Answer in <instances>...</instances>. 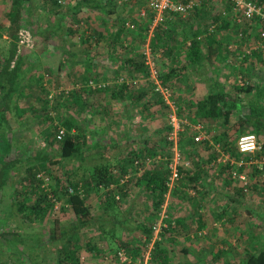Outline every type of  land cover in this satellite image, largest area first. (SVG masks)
I'll use <instances>...</instances> for the list:
<instances>
[{"label":"rangeland","instance_id":"1","mask_svg":"<svg viewBox=\"0 0 264 264\" xmlns=\"http://www.w3.org/2000/svg\"><path fill=\"white\" fill-rule=\"evenodd\" d=\"M72 1L68 2L69 6H71ZM42 2V0H37V3L42 6H38L36 9V14L40 17L39 20L37 19L39 21L37 31L44 26L48 12L51 11L50 13L53 14L52 11L58 10L56 6L49 4L44 7ZM194 2V10L186 18H179L178 21L175 17L171 21L172 23L167 22L164 28L171 31L176 24L175 31L170 37H166V41L163 40L156 50L151 48L154 32L150 33L149 30L148 32L146 30L140 31L141 28L144 29L141 23L138 24L140 26L134 23V30L127 28L132 23L128 18L132 17L136 20L141 3H119L116 8V12L125 17H127L126 12L129 14L130 9H134L129 14L130 17L126 18L124 24L127 40L121 42L122 48L117 45L114 49V55L118 61L122 62L131 58L134 50L136 53L134 57L141 56L144 61H150L154 64V68L158 72L163 71L167 67L165 63L172 61V57L167 58L165 56V48L170 45H177L181 42V37L186 34H190L191 37L198 30L197 39L200 41V52L204 62L202 63L203 68L201 65L196 64L187 66L183 51L177 49L179 57L174 58V61L180 62L177 66L180 69L178 73L180 81L173 88L171 87L172 92L170 93L171 97L174 96V103L182 109L177 111V108L172 106L174 112L176 115L178 114L177 117L180 120L186 121L187 125L184 126L183 133L179 135V142L177 143V149L181 156L177 168L181 178L168 188L159 213H156L148 192L141 189L140 185L138 186L137 180L147 171L153 170L151 168L154 167V163H163L167 169V165L173 157L174 145L167 140L171 131L167 134L168 137L165 136L166 129L170 127L169 124L171 123L169 117L171 109L166 105L158 104L155 102V97L150 95L147 98L150 103L147 110L142 112L141 109V104L147 103V100L141 103L137 110L135 107L129 110V114H132V116L135 114V116L132 118L133 122L128 124V119H126L128 115L124 114L119 103L111 102L109 90H106V94L102 96V106L96 104L98 102L97 98L89 101L93 103L91 104L92 109L83 118H88L89 124H93V129L100 133L96 142L100 141L102 145H105V140H107V144H110L111 140L114 139L115 142L120 143V150L115 148L113 153L114 155L119 153V158H123L122 168L125 172L121 171L122 168L118 166V163L116 164L117 159L112 161L111 167L115 171L117 181L110 185L109 190L119 201L120 213L115 221L118 220L121 225L115 224L116 222L109 216L108 220L115 225L113 235L110 232L112 228L110 223H105V234L96 228L81 233L78 239L79 249L78 251L76 248L74 250V252L77 251L76 256L79 258V264H124L121 262L129 264L131 261L136 264L139 261H149L155 243H158L161 249L168 254L170 264H195V258L191 254H185L182 251L183 249L194 254L205 255L207 264H237L243 261L244 256L250 251L251 247L257 246L264 239V221L262 220V217H264V165L260 164L264 152L260 157L252 160L246 157H242L239 161L235 160L230 153L226 152L225 148V144L230 142L234 143L236 147L239 137L243 135L233 128L234 121H231L228 127H223L221 124L195 120L194 110H191L190 107L195 105L197 99L204 95L209 88V84L206 87L205 83L211 81V78L207 79V77L210 76L209 71L212 67L211 63L205 61H209L207 58L210 57V51L214 52L212 45L211 47L209 45L211 37L215 42L222 43L219 48L220 57L217 60L210 58V61L214 64L217 63V65H219L218 61H220V64L223 61L224 68L220 67L219 83L226 91L230 94L234 93L233 86L238 84L240 77L242 82L246 84L251 82L264 84V44L262 49L254 52L257 45L261 44L258 37L262 26L256 21L253 22L251 27H248V24L244 21L238 23L240 18L234 15L230 3L226 0H194ZM0 3L3 4L2 9H4L8 2L7 0H0ZM261 4L264 5V1ZM66 5L60 7H66ZM36 7L35 5L34 8ZM84 13H87L89 19L97 23H99L98 18L103 19L96 11ZM0 16L1 19L5 18V15L0 14ZM63 16L67 27L79 20V18H74L76 19L74 20L65 14ZM83 16L80 15V18ZM137 19L139 21V18ZM140 22L144 23L143 21ZM169 23L170 25H168ZM108 28L110 33L113 34L118 26L112 24ZM241 32L243 37L239 39L238 34ZM33 36L35 50L29 59L35 65L32 69H38V66L41 67L44 61H47L44 64H51L55 66L56 70L58 69L57 61L61 56H65L69 48L73 53L77 52L75 64H66L65 69L54 71L49 76H40V78L38 77L30 83L31 86L36 84L38 89H42V85H46L44 86L47 89L45 93L50 97L47 98L56 102L58 93L65 91V89L76 88L75 81H79L83 74L84 69L80 66V61L84 56L83 44H80L81 37L76 36L70 43L68 41L65 51L63 47L61 48V40L59 39L54 40L51 38L44 41L43 37V40H41L39 37ZM105 37L107 36L105 35ZM107 42L110 41L107 40ZM230 47L232 49L237 48L232 50ZM44 49L47 51L45 52ZM107 50L105 43L98 45V56L101 58L99 59L100 62L94 66L95 71L93 73L90 71L92 77H112L113 71H116V69L109 70L107 67V59L105 56L103 57ZM247 50L250 51L251 55L249 59L242 61L241 55ZM253 53L256 54L253 55ZM184 66H186V69H184ZM237 67L240 68L237 69ZM124 70L126 71V67ZM125 71L124 74H126ZM126 77L128 78L127 82H131L129 79L132 77L128 75ZM132 80L137 82L139 87H141V84L145 89L150 87V79L148 78L146 81L142 74ZM201 80H204V82ZM99 82L101 81L96 80V83ZM105 85L108 84L105 83ZM84 89H86V86H84ZM195 90L197 91L195 92ZM86 98L85 95L84 99ZM32 99L35 102L33 95ZM247 99L244 94H239V101L242 105L239 106L238 112L241 116L247 114V108L244 106ZM169 101L172 104L173 99L169 98ZM49 110L51 109L48 108L47 113H50ZM51 112L54 117L52 110ZM55 114V124L60 123L59 121L67 117L72 119L79 117L81 119V113H76L74 110L68 111L58 108ZM78 123L80 128L83 127L82 122ZM127 124L129 132L124 135L127 131ZM197 125L202 127L201 131L205 137V140L200 144H194L193 142V138L197 135ZM2 127L3 121L0 118V129ZM3 133L6 139L14 140L15 150L13 154L8 155L9 162L16 159L26 161L29 154L30 156L35 154L42 147L44 138H41V136H44L46 130L35 123L28 127V133L22 138L18 131H3ZM141 152L146 154L145 159H150L148 163L136 158V153ZM130 161L134 162L130 164ZM25 169V165L21 163V165L16 164L11 170V173H13L11 176L15 178L14 182L18 186V192L15 193H20V196H25L24 193L19 192L20 190L23 191L24 188L26 189V182L22 181L25 177ZM40 173L43 174L44 172L41 171ZM46 174L45 177L49 178V186V184H52L50 177L62 176V171L58 167H50ZM195 175L198 176V179L192 181ZM81 177L82 175H79V178ZM6 185L12 187L9 183ZM7 186L2 189L3 194L2 191L0 192V233L16 232L24 238L28 235L39 234L44 227L42 228L35 223L30 225L20 224L19 221L4 223L3 217L6 216L4 214L9 211L8 207L4 208L5 201H7V195L4 196V194L10 191ZM45 190L50 193V187ZM106 191L108 192V190L102 189L100 192L90 191L87 194V206L92 212H96L99 205L105 201ZM236 195L239 196V201L238 204H233L228 196L236 197ZM27 199L32 202L36 200V195H32L31 198ZM57 203V207L59 205L64 206L63 200H58ZM56 211L57 209H54V213H51V222H46V225H51L54 219L64 222L72 219L68 209H66L63 219H61L62 213ZM148 217H150V220H146ZM17 219L20 220L21 218L17 216ZM50 225L47 228H50ZM144 226L151 228L150 238L142 233L141 230ZM199 226L202 229H198ZM120 244H125L127 248L123 249L119 246ZM15 245L14 242L13 246L4 242L0 243V264H57L55 253L52 251L53 246L47 241L40 243L32 252L21 248L20 252L23 254L17 252ZM88 246L93 250L90 251L87 248ZM217 250L223 252L222 257H213V253L215 254ZM121 251L125 254L124 261L117 256V253Z\"/></svg>","mask_w":264,"mask_h":264},{"label":"trees","instance_id":"2","mask_svg":"<svg viewBox=\"0 0 264 264\" xmlns=\"http://www.w3.org/2000/svg\"><path fill=\"white\" fill-rule=\"evenodd\" d=\"M8 1L10 9L7 14V19L10 26L8 27L7 33L13 40L11 41L8 51L5 52V54H0V61H3L2 63L0 62V107L3 109L0 113V118L3 122H5L6 115L13 105L16 96H19L20 72L23 61H29L30 56L35 50V48L29 50L25 47L18 46L17 39L20 30H29L41 40L45 39L44 41H48L51 38L54 40L59 39L61 40V48L63 47L64 50L68 41V43H70L76 36L81 37L80 44H83L84 56L80 61V66H82L84 70L81 79L75 81L76 88L70 90L65 89V91L58 93L59 95L56 102L47 98V93H45L47 89L42 85L44 95H42L43 98L39 100V104L42 106L40 112H44V110L48 108L56 112L58 108L60 110H74L76 113H81V119L79 117L75 119L67 117L59 121L60 123L57 122V124H54L53 120H50V127L45 129L46 133L42 136L46 142L41 150L32 154L26 161L18 159L10 162L6 161L5 157L14 149V145H12L10 138L5 139L3 132L0 134V143H2L3 151V153L0 154V189L2 190L7 186V183L12 185V187L7 186L10 188V191H7L6 195L11 203L7 215L13 222L19 221L20 224L23 225L35 223L42 228L44 227L39 234L28 235L25 238L21 237L19 233L16 232L0 233V243L2 244V242H4L13 246L14 242L17 252L23 254L20 252L21 248L32 252L35 251L34 249H36L40 243L47 241V243L53 246L52 251L55 253L57 264H79V258L76 254L79 249L78 239L81 233L96 228L101 233L105 234V223H110L112 225L110 232L113 235L115 233V225L112 224V221L108 220L109 216L116 222L115 224L121 225L118 220L115 221V219H118L120 213L118 206L119 201L112 195V191L109 190L110 185L117 181L115 178V171H113V167H111L112 161L117 159L115 161L116 164L118 163V166L121 168L123 167V158H119V153L115 155L113 153V149L115 148L120 150V143L115 142L114 139L111 140L110 144H107V140H105V145H102L100 141L96 142L100 133L93 129V124H89L88 118H83L86 116V113L90 112L92 109L91 104L93 103L89 101H93L97 98L98 102L96 104L102 106V96L106 94V90H109L111 102L116 104L119 103L124 114L128 115L126 117V119H128V124L133 122L132 118L135 116V114L133 116L129 114V110L133 109V107L137 110L139 105L145 100H147V103L141 104V109L142 112L147 110V107L150 106L147 98L150 97V95L155 97V102L163 106L165 105L161 96L153 92L151 81V84L149 83L150 87L145 89L143 84L139 87L137 82H133L132 80L138 78L139 74H142L146 78V81L148 79L149 71L141 56L134 57L136 53L133 50L131 58L120 62L114 55L115 47L119 45L120 48H122L121 42L127 40V35L124 32V29H126L124 24L126 23V18L130 17L129 14L134 11L133 8L130 9L131 12L129 11V14L126 12L127 17H125L118 14L116 8L119 3H139L140 0H73L71 2L72 4L69 3L71 6L68 5L70 0H67L66 7L57 6L56 2L53 0H42L44 7L46 4H49L54 7L56 6L58 10L55 11V14L46 17L44 26L39 31H37V27L39 26L38 20L40 17L36 14V9L38 6H42L37 3V0ZM263 1L264 0H260V3ZM35 5L37 6L36 8H34ZM87 11H96L103 19L98 18L99 23H97L89 19L90 17H88L87 13H84ZM64 14L73 19L79 18V20L74 19L76 20L75 24L67 27L64 21ZM80 15L84 16L80 18ZM148 16L150 17L151 15L148 14ZM179 18L182 19L181 17H176L178 21ZM128 19L131 20L132 23L130 24L132 25L134 23L137 25L141 23L144 29L141 28L140 31L146 30V32H148V24L146 21L142 23L138 21L137 18L136 20L132 17ZM254 21L260 23L262 26L260 34L263 33L264 24H262L258 18L254 19L253 22ZM112 24L116 25V27L118 26L113 34L108 30V27ZM168 25H170V23ZM175 27L176 24L172 27L171 31L164 27L156 28L152 37L151 48L153 50L158 49L161 42H163V40L166 41L165 38L170 37L175 31ZM34 29L35 31H33ZM198 34V30L191 37L190 34H186L180 38L181 42L177 43V45L167 46L164 50L165 56L167 58L172 57V61L165 63L167 67L163 71L158 72V76L161 84L165 88H168L170 92H172L171 87L173 88L174 85L180 81V75L178 74L180 69L177 68L180 62L174 61V58L179 57L180 50L183 51V55L187 60V66L196 64L198 66L201 65L203 68L202 63L204 61L200 52V41L197 39ZM105 35L107 37H105ZM258 39L261 41V44L254 52L263 48L264 39H261L260 35ZM107 40L111 43H106ZM102 43H105L108 49L103 55V57L105 56L107 59V67L109 70L116 69V71H113L112 77L94 78L90 71L93 73V71H95L94 66L100 62L99 59L101 57L98 56V45ZM221 44L222 43L215 42L211 37L209 45L210 47L212 45L214 52L210 51V57L207 59L211 63V67H213L211 70L213 79L210 82L211 86L209 91L197 99L195 105L190 106L191 110H194L193 116L195 120L221 124L223 127H228L230 122L234 121L233 128L237 129L240 134L255 135L258 143L261 145V151L255 158L260 157L264 152V84L251 82L243 87H239V85L236 84L233 86L234 93L230 94L226 91L218 81V68H224L223 61L221 64L220 61H218L220 67H217L219 66L217 63L214 64L210 61V58L217 60L218 57H220L219 48ZM152 49L150 50L152 51ZM177 49L179 51H177ZM44 51L46 52L47 50L44 49ZM76 54L77 52L73 53L69 48L65 56H61L59 61H57L58 69L56 70L55 66L51 64L45 65L44 63L47 61H44L41 65V70H39L37 76L35 75L32 80L38 79L40 76H49L54 71L65 69L66 64H75L74 61L77 59ZM254 54L256 53H253V55ZM250 55H246L242 61L249 59ZM169 65L170 67H168ZM240 66L243 68L242 65ZM125 67L126 71L124 70ZM239 68L240 67H237V69ZM184 69H186V66H184ZM124 71L128 76L132 77L129 79L131 82H127L128 78L126 77L127 75L124 74ZM96 80H100L101 82L96 83ZM105 83L108 85L106 86ZM84 86H86V89H84ZM240 93L248 98L246 100V105H244L247 108V114L243 116L238 112L239 106L242 105L239 101ZM85 95L87 97L86 99H84ZM171 98L173 102H175L174 96ZM61 99L62 102L60 103ZM175 107L177 111L182 110L180 106L176 104ZM78 122H82L83 127L80 128ZM128 124L126 125L127 131L124 135H127L129 132ZM59 130L64 131V137L60 142L56 140ZM170 131L171 128L168 127L165 136L168 137L167 134ZM225 146L226 152L230 153L235 160L239 161L244 157L240 155L234 143L230 142L225 144ZM136 155V158L143 162L145 161V157H147L144 152L139 154L136 153ZM133 162L134 161H130V164ZM21 163L26 167L24 171L25 177L24 179L22 178V181L26 182V189L24 188L23 191L20 190L19 192L24 193L25 196H20V193H15L18 192V186L14 182L15 178L11 176V174H13L11 170L14 166L16 164L21 165ZM153 165L154 167L151 168L153 170L147 171L137 180V183L138 186L140 185L141 189L148 192L149 197L153 201L154 210L156 213H159L161 205L164 202V197L168 191L166 184L169 178V171L163 163H154ZM50 167H58L61 169L62 176H53L52 178L49 175L50 181L52 182V184L48 186V188L50 187L49 193L41 188L43 183L42 180L37 178V175L41 171L47 175V170ZM121 171L123 172L124 169L122 168ZM79 175H82V177L79 178ZM193 178L194 180L192 179V181H195L198 179V176L195 175ZM10 179L12 181H9ZM102 189L108 190V192L106 191L107 197L105 201L99 205L96 212H92L87 206L86 196L90 191L100 192ZM6 195L4 194V196ZM32 195H36V200L30 202L27 198H31ZM228 198L231 203L238 204L239 196H228ZM56 200L64 201L65 207H61L62 205L57 207V211L62 213L61 219H63L66 209L70 211L72 219L65 222L54 219L51 225H46V222H51L50 215L52 212L54 213V206L55 203H57ZM17 216L21 219H13L15 217L17 218ZM146 220H150V217ZM262 220L264 221V217H262ZM49 225L51 227L47 228ZM198 229H202V227L199 226ZM141 231L147 238L151 237V228L144 226ZM119 246L123 249L127 248L125 244H120ZM75 248L77 249L76 252H74V250H76ZM87 248L90 251L93 250L90 246ZM182 251L185 254H191L195 258V264H207L205 255L194 254L185 249ZM222 255L223 252L221 250H217L215 254L213 253V257L215 258L218 256L220 258ZM150 262L151 264H170L168 254L161 249L158 243H155V246L153 245L150 254ZM121 263L127 264L125 262ZM129 264L135 263L131 261ZM237 264H264V239L261 243H258L257 246L251 247L250 251L244 256L243 261Z\"/></svg>","mask_w":264,"mask_h":264},{"label":"built area","instance_id":"3","mask_svg":"<svg viewBox=\"0 0 264 264\" xmlns=\"http://www.w3.org/2000/svg\"><path fill=\"white\" fill-rule=\"evenodd\" d=\"M56 2L57 6H64L67 0H53ZM230 3V7L235 16L239 17L238 23L244 21L248 24V27L252 25L254 19L258 18L262 24H264V5L260 3V0H226ZM141 8H139L137 18L139 21H146L148 24V30L150 33H153L156 28L164 27L167 21L173 20L174 17H181L186 18L190 13L193 12L195 7L194 0H140ZM148 14L151 16L149 17ZM131 28L132 30L135 29L134 25H129L127 28ZM239 39L243 37V33L238 34ZM260 38L264 39V32L260 34ZM17 43L19 47H25L29 50L34 48V38L32 33L29 30H20L18 33ZM260 45H257L256 49ZM237 48V47H236ZM236 48L230 49L236 50ZM246 55H250V51H245L241 58L242 60L245 58ZM145 65L148 68L149 81L152 82L153 92L158 93L163 102L167 107L171 109L170 112V128L171 133L167 140L174 145L173 148V157L171 161L167 165V170L169 171V178L166 186L170 188L172 184L178 181L181 178V174L177 168L178 163L180 162L181 156L177 149V143L179 142V135L183 133L184 126L187 125L186 121L180 120L176 113L174 112L175 106L174 102L169 101L171 99V93L168 88H165L161 81L159 80L158 71L154 68V64L150 61H145ZM244 81V80H243ZM239 87H243L246 85L245 82H242L241 77L238 81ZM100 87V86H98ZM198 126V125H197ZM197 135L193 138L194 144H200L205 140L204 133H202V127H196ZM64 137V131L59 130L57 133L56 140L58 142L62 141ZM236 148L240 155L247 157L249 160L255 158V156L261 151V145L258 143L255 135L253 134H244L239 137ZM147 163L150 159H145ZM138 165V162H136ZM260 164L264 165V157H261ZM139 166V165H138ZM44 174V173H43ZM39 173L37 178L42 180V188L46 189L48 187L49 178L45 177ZM236 176V174H234ZM264 177V171H263ZM243 180V178H241ZM58 203H55L54 209L56 210ZM118 257L120 260H125V254L121 251L118 252ZM136 264H151L150 260L139 261Z\"/></svg>","mask_w":264,"mask_h":264},{"label":"crops","instance_id":"4","mask_svg":"<svg viewBox=\"0 0 264 264\" xmlns=\"http://www.w3.org/2000/svg\"><path fill=\"white\" fill-rule=\"evenodd\" d=\"M7 5L4 9H2V3H0V14L5 15L4 19H1L0 16V54H5V52L8 51V49L10 48V44L11 41L13 40L9 34L7 33L8 27L10 26V23L7 19V14L9 12L10 9V4L9 1L7 0ZM51 12V11H50ZM48 12V15H51V13ZM50 13V14H49ZM53 14H55V11H52ZM263 61V60H262ZM1 63L3 61H0ZM55 62V61H54ZM207 63H210L209 61H205ZM35 65L33 64V61H23L22 67H21V72H20V84H19V96L15 98L13 105L11 106L10 110L8 111V114L6 115V120L5 122H3V127L2 129H0V134L3 131H18V133L20 132V136L21 138L24 137L27 133H28V127L30 125H34L35 123H37V125L41 128L44 127V129H47L50 127V120L54 121L55 124V111H53V115L52 116V112L51 110L50 113H47V110H44V112H40V110L42 109V106L39 104L40 99H42V95H44V91L42 89H38V87L36 86V84H34L33 86L30 85L31 80L33 79V77H35V75L37 76V74L39 73V70H41V67L38 66V69H32ZM217 67H220L217 66ZM213 68V67H212ZM212 69H210L209 74L210 76L207 77L211 78V80L213 79L212 76ZM219 71V76H218V81H220V76H221V69L218 68ZM34 73V74H33ZM212 76V77H211ZM204 82V80H201ZM211 82V81H210ZM209 84V85H208ZM206 87L207 85L210 88V83H205ZM46 86V85H43ZM209 88L206 90L205 94L209 91ZM197 90H195L196 92ZM204 94V95H205ZM32 95L34 96L35 102L32 99ZM48 98H50L48 96ZM30 101V102H29ZM44 101V99H43ZM2 108L0 107V113L2 112ZM33 113V114H32ZM49 119H47V118ZM43 130V129H42ZM42 138V136H41ZM6 139V136H5ZM9 139V138H7ZM14 140L11 139V143L12 145H14ZM45 142L43 140L42 142V147H40L38 150H41L44 146H45ZM15 148L13 150L10 151V153L13 154ZM2 143H0V154H2ZM10 155V154H8ZM31 157L30 154L28 155V158ZM8 156L5 157L6 161L8 160ZM2 190L0 189V192ZM3 194V191H2ZM6 195V194H5ZM7 201H5L4 204V208L6 209L7 207L9 208V206L11 205L10 201L8 200V197L6 198ZM5 217H3L4 223H8V222H12L10 220V218L8 217L7 214ZM16 219L17 218H13ZM15 220V221H16ZM253 246V244H252Z\"/></svg>","mask_w":264,"mask_h":264}]
</instances>
